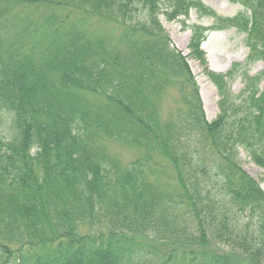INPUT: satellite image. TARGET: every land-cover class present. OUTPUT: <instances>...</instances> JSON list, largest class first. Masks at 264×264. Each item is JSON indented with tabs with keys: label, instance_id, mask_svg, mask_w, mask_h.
I'll return each instance as SVG.
<instances>
[{
	"label": "trees",
	"instance_id": "obj_1",
	"mask_svg": "<svg viewBox=\"0 0 264 264\" xmlns=\"http://www.w3.org/2000/svg\"><path fill=\"white\" fill-rule=\"evenodd\" d=\"M230 1L233 18L200 0H0L15 131L0 136V264H264V190L239 161L264 170V69L235 97L201 48L236 28L264 64V0ZM192 10L216 18L190 26L185 56L160 15ZM188 58L217 91L212 121Z\"/></svg>",
	"mask_w": 264,
	"mask_h": 264
},
{
	"label": "rangeland",
	"instance_id": "obj_2",
	"mask_svg": "<svg viewBox=\"0 0 264 264\" xmlns=\"http://www.w3.org/2000/svg\"><path fill=\"white\" fill-rule=\"evenodd\" d=\"M200 1L213 11L217 17L221 18H233L243 10L240 4L233 3L230 0ZM215 18V16L200 15L195 10L190 12L187 20L180 18V20L168 21L164 15H160L163 28L169 34L175 47L185 56L189 54L190 26L200 25L208 28L213 25ZM245 40L246 34L236 28L211 30L207 33L206 41L201 46L206 53L209 69L215 73L227 76L230 92L235 97H238L244 89L245 81L242 74L245 70L249 76L255 77L264 69V64L261 61L247 62L249 50L246 47ZM188 64L199 86L206 117L209 121H212L219 112L217 91L204 74L203 68L197 60L188 58ZM234 65H238L240 68L228 77ZM259 88H264V82L259 85ZM14 132L11 116L2 110L0 112V136L8 141ZM123 155L129 156V153L125 152ZM239 161L245 172L254 178L264 190V170L256 166L250 157L242 151L239 154Z\"/></svg>",
	"mask_w": 264,
	"mask_h": 264
}]
</instances>
